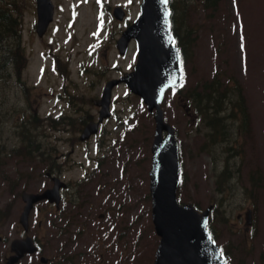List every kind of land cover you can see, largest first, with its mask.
Wrapping results in <instances>:
<instances>
[{
	"label": "rangeland",
	"instance_id": "1",
	"mask_svg": "<svg viewBox=\"0 0 264 264\" xmlns=\"http://www.w3.org/2000/svg\"><path fill=\"white\" fill-rule=\"evenodd\" d=\"M52 1L54 21L39 38L36 2L23 0V53L13 68V82L0 87V211L8 213L0 221V264H5L10 241L22 236L21 193L38 192L48 184L44 159L66 164L67 178L81 181L85 169L96 168L90 161L95 156L105 159L108 172L99 178L107 186L101 195L113 200L108 203L110 219L98 220L91 232L110 233L106 244L117 252V261L111 264H154L158 237L153 232L149 195L153 116L139 97L120 84L113 91L114 113L128 118V123L119 127L116 117L106 122L104 155L94 145L77 140V130L90 111L97 115L92 101L100 97L103 85L131 71L135 63L134 42L127 55L117 51L116 40L126 23L110 26V9L125 7L132 23L142 0ZM174 8L175 28L185 33L181 30L184 18L186 29H193L191 37H195L193 57H186L184 65L183 95L187 97L216 75L235 76L245 95L249 120L248 132L234 141L233 152L227 149L228 143L211 146L204 122L184 112L182 94L167 93L165 117L181 144L178 199L200 210L214 206L210 229L228 264H264V0H221L213 14L203 8L202 0H174ZM58 115L69 126L55 132L48 119ZM25 121L27 133L20 128ZM28 139L34 142L33 148L42 141L34 150L40 156L25 153ZM224 150L230 156L228 166ZM80 162L83 165L76 164ZM120 202L122 211L126 209L122 215ZM48 216L39 227L33 213L29 233L41 241L50 259L47 264H56L57 240L50 223L54 215ZM114 224L119 228L112 229ZM112 230L126 231L118 251L110 242ZM19 264L41 263L37 256H30Z\"/></svg>",
	"mask_w": 264,
	"mask_h": 264
},
{
	"label": "water",
	"instance_id": "2",
	"mask_svg": "<svg viewBox=\"0 0 264 264\" xmlns=\"http://www.w3.org/2000/svg\"><path fill=\"white\" fill-rule=\"evenodd\" d=\"M165 0H143L141 14L134 24L125 30L118 40V48L124 54L132 38L138 41L139 57L132 73L106 84L102 98L100 119L109 116L112 89L119 82H126L131 91L140 95L151 113H154L155 134L152 145L151 194L152 217L160 244L156 251L155 264H226L225 257L207 228L211 207L200 212L191 203L180 204L177 199L179 186V143L175 129L164 119L161 108L166 91L177 87L181 80L179 54L172 43L170 11ZM51 0H37L39 36H43L53 17ZM115 16L123 18L121 8ZM97 124H90L82 134V140L97 131ZM166 132V136L163 135ZM60 181L43 194H24L27 202L20 222L28 230V219L33 204L43 200H57ZM12 251L6 264L17 263L26 253L32 254L37 247L31 237L12 242ZM43 263L47 258L42 257Z\"/></svg>",
	"mask_w": 264,
	"mask_h": 264
},
{
	"label": "flooded vegetation",
	"instance_id": "3",
	"mask_svg": "<svg viewBox=\"0 0 264 264\" xmlns=\"http://www.w3.org/2000/svg\"><path fill=\"white\" fill-rule=\"evenodd\" d=\"M173 2L174 0L170 2L171 18ZM125 10L127 11L126 8ZM185 42L188 43L187 38L184 40ZM91 112L95 113L94 110ZM103 129H105V123L102 124L101 131L93 136L88 143L97 145L101 149V146H104ZM92 162L96 168H88L85 171L80 186L77 185L76 181L73 182L68 179L65 173L56 170L54 173L50 172L67 182L60 190L58 204L54 206L48 202H42L40 206H35L41 216L38 219L39 227H42L44 218L48 219V215L51 213L55 215L53 227L57 240L56 264H111V262L117 261V252L106 244L107 238L105 236L110 235V233L107 234L103 230L98 233L91 232L92 225L96 226L98 220L110 219L111 210L108 203L113 200L101 195L102 189L107 188L106 181L99 179L101 175L108 174L107 171H104L105 159L93 157ZM87 178L89 179L85 180ZM119 188L121 190V187ZM120 195L117 198H121ZM118 208L119 211H122V202ZM47 211L50 212L47 213ZM125 213L126 209L122 211L121 215ZM115 228L118 229L119 226L114 224L112 229ZM125 232L112 230L110 242L117 246V251L121 245L122 237L126 234Z\"/></svg>",
	"mask_w": 264,
	"mask_h": 264
},
{
	"label": "trees",
	"instance_id": "4",
	"mask_svg": "<svg viewBox=\"0 0 264 264\" xmlns=\"http://www.w3.org/2000/svg\"><path fill=\"white\" fill-rule=\"evenodd\" d=\"M220 1L203 0L208 14H213L217 10ZM22 17L23 0H0V87L5 88L13 82L12 68L17 67L23 52ZM231 78L233 77L231 76ZM231 78L225 79L233 82L234 79ZM199 87L202 91H198V88L190 91V105L204 122L209 132L207 137L210 136L212 142H216L217 138H220L219 141L222 142L235 140L238 131L228 120L238 118V129L247 126L248 120L242 87L239 84H228L218 76ZM62 122L63 120L60 122L54 120L51 122V126L58 127ZM20 126L24 129V133L25 130L28 131L27 121ZM29 144V150H35L38 147L37 144L33 145L35 148L31 146L34 144L33 141H30ZM196 207L198 206L196 205ZM7 215V212L0 211V221L5 220Z\"/></svg>",
	"mask_w": 264,
	"mask_h": 264
},
{
	"label": "snow or ice",
	"instance_id": "5",
	"mask_svg": "<svg viewBox=\"0 0 264 264\" xmlns=\"http://www.w3.org/2000/svg\"><path fill=\"white\" fill-rule=\"evenodd\" d=\"M167 2V0H165V3Z\"/></svg>",
	"mask_w": 264,
	"mask_h": 264
}]
</instances>
